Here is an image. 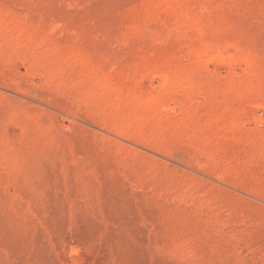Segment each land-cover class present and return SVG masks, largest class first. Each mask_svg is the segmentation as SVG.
<instances>
[{
    "label": "rangeland",
    "instance_id": "obj_1",
    "mask_svg": "<svg viewBox=\"0 0 264 264\" xmlns=\"http://www.w3.org/2000/svg\"><path fill=\"white\" fill-rule=\"evenodd\" d=\"M0 264H264V0H0Z\"/></svg>",
    "mask_w": 264,
    "mask_h": 264
}]
</instances>
